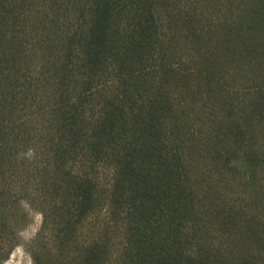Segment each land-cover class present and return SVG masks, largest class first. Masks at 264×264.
<instances>
[{
	"label": "trees",
	"instance_id": "trees-1",
	"mask_svg": "<svg viewBox=\"0 0 264 264\" xmlns=\"http://www.w3.org/2000/svg\"><path fill=\"white\" fill-rule=\"evenodd\" d=\"M18 245L264 264V0H0V264Z\"/></svg>",
	"mask_w": 264,
	"mask_h": 264
},
{
	"label": "rangeland",
	"instance_id": "rangeland-1",
	"mask_svg": "<svg viewBox=\"0 0 264 264\" xmlns=\"http://www.w3.org/2000/svg\"><path fill=\"white\" fill-rule=\"evenodd\" d=\"M39 222L40 215L34 214L32 222L20 234L22 243H25L34 235ZM3 264H31V259L29 254L24 250L23 245H18Z\"/></svg>",
	"mask_w": 264,
	"mask_h": 264
}]
</instances>
